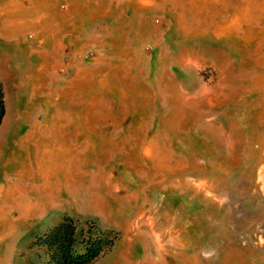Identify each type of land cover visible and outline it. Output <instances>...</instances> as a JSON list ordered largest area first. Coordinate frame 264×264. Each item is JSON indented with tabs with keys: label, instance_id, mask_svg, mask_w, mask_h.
<instances>
[{
	"label": "rangeland",
	"instance_id": "rangeland-1",
	"mask_svg": "<svg viewBox=\"0 0 264 264\" xmlns=\"http://www.w3.org/2000/svg\"><path fill=\"white\" fill-rule=\"evenodd\" d=\"M117 1H83L27 47L0 37L19 106L0 139V264H47L36 236L65 215L118 233L93 264H264V0Z\"/></svg>",
	"mask_w": 264,
	"mask_h": 264
},
{
	"label": "crops",
	"instance_id": "crops-1",
	"mask_svg": "<svg viewBox=\"0 0 264 264\" xmlns=\"http://www.w3.org/2000/svg\"><path fill=\"white\" fill-rule=\"evenodd\" d=\"M83 1L78 3V0H68L65 5V10L62 11V9H57V3H59L58 0H0V37L6 40L11 47L14 43L20 47H27L28 45L22 43V34L25 35L26 38L29 31L68 27L67 25L62 26V23L73 25L75 21L70 19L67 20L66 14L76 12L80 5L83 6ZM88 1H91V7H89V10L91 11H93L94 8L100 10L102 7L109 6V2H113V0H86V3ZM142 1L143 0H118L117 2L118 6L122 8V12L139 13L145 8L152 7L149 0V3L145 2L146 4ZM84 6L88 7L87 4H84ZM1 50L2 49H0V78L2 80H7L15 75L14 69L11 65V60L14 58V50L13 48L12 51H7L6 49L4 52V49L3 51ZM41 93L44 97H47L48 99L50 98V93H44L43 89ZM35 97L36 96L33 95L31 100H34ZM18 107V103L15 99H12L11 101L10 98L7 97V113L4 121L8 114H11V117L13 116V125H15L19 117V113L17 112Z\"/></svg>",
	"mask_w": 264,
	"mask_h": 264
},
{
	"label": "trees",
	"instance_id": "trees-1",
	"mask_svg": "<svg viewBox=\"0 0 264 264\" xmlns=\"http://www.w3.org/2000/svg\"><path fill=\"white\" fill-rule=\"evenodd\" d=\"M5 116L6 92L0 78V127ZM87 224L82 227L72 216L65 215L37 235L35 244L45 249L47 264H93L113 248L118 233L95 222Z\"/></svg>",
	"mask_w": 264,
	"mask_h": 264
},
{
	"label": "bare ground",
	"instance_id": "bare-ground-1",
	"mask_svg": "<svg viewBox=\"0 0 264 264\" xmlns=\"http://www.w3.org/2000/svg\"><path fill=\"white\" fill-rule=\"evenodd\" d=\"M194 1V0H193ZM192 5V4H191ZM195 5V4H194ZM236 8H237V6H236ZM223 11V10H222ZM180 20L182 21V19H181V17H180ZM222 25V24H221ZM219 27H220V25H219ZM199 28V27H198ZM197 28V29H198ZM201 28H203V27H201ZM215 28H217V26L215 27ZM196 29V30H197ZM214 30V29H213ZM212 30V31H213ZM200 31V30H199ZM200 32H202V31H200ZM227 32V31H226ZM239 32V31H238ZM197 33H199V32H197ZM215 33L216 34H219L218 33V30H216L215 31ZM239 34V33H238ZM215 35V34H214ZM222 35H224V34H222ZM229 80V79H228ZM257 85H264V78L263 77H261V78H259L258 79V81H257ZM221 87H224V85H221L220 86V88ZM211 94H213V96H214V100L215 101H217V102H219L220 100L218 99V98H216L219 94H218V91H216V90H213L212 91V93ZM222 95V94H221ZM209 98V97H208ZM216 102V104H218ZM184 111L183 110H176V111H174L173 112V114L169 117V119H168V123L169 124H171V126H178L183 120H185V118L186 117H184ZM207 125H208V132L211 134V136L212 137H234L233 136V132L232 131H230L229 133H225L224 131H223V126H222V124H221V126L220 125H218V124H211L210 122L208 123V122H205ZM12 125H13V116L11 117V114H8V116L6 117V119H5V121H4V124H3V126H2V128H1V130H0V139L2 138V137H4V136H6L7 134H8V132H10V130H11V128H12ZM230 130H232V128H230ZM222 131V132H221ZM219 133H221L222 135H220ZM27 138V137H26ZM156 168V167H155ZM160 170V169H159ZM171 172V171H170ZM170 175H169V179H170V181L171 182H173V181H179V180H174V178L173 177H178V176H175L174 175V173L173 172H171V173H169ZM176 179V178H175ZM162 182V181H161ZM203 182H201V183H199V186H203Z\"/></svg>",
	"mask_w": 264,
	"mask_h": 264
}]
</instances>
